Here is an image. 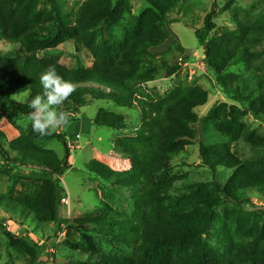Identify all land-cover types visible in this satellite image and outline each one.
Returning <instances> with one entry per match:
<instances>
[{
  "label": "trees",
  "instance_id": "16d2710c",
  "mask_svg": "<svg viewBox=\"0 0 264 264\" xmlns=\"http://www.w3.org/2000/svg\"><path fill=\"white\" fill-rule=\"evenodd\" d=\"M45 1L47 10L39 8V0H0V32L5 41L16 45L13 51H0V97L11 102V96L26 92L25 101L18 108L23 114L30 113L28 103L43 91L41 73L54 67L60 76L72 83L75 90L66 101L74 106L83 104L90 95L127 108L137 105L141 114V124L134 135L115 142V147L130 155L138 165L130 186L136 193L137 217L132 221H120L123 226L118 229L115 249L103 254L96 264H264V254H243L244 245L243 251L218 259L195 260L183 250L185 245L204 248L211 226L218 220L217 209L224 201L242 202L251 188L262 193L264 160L247 166L233 154L227 142L202 145L199 153L213 171V178L211 184L204 185L201 194L190 199L185 207L170 205L169 192L156 183L189 139L194 138L192 124L198 120L195 109L207 102L208 92L198 85L177 86L167 98L145 101L133 95L132 82L145 73L143 65L152 64L149 48L167 39L165 24L169 14L175 8L185 11L186 0H145L147 9L134 29L125 32L120 43L113 46L106 41L96 42L95 33L100 25L107 28L119 25L127 9L124 0H84L74 17L61 10L57 0ZM215 16L214 9L208 12L203 27L194 31L198 42L206 47L204 63L227 95L242 103L246 101L247 109L255 117H261L264 115V82L253 76L241 78L243 88L235 86L232 95L230 68L247 61L253 42L264 39V34L243 27L231 34L217 33L214 31ZM65 41H71L76 51L86 48L92 55V64L86 67L77 59L74 67H67L56 55H40ZM177 69L175 65L167 73ZM213 116L214 107H211L202 121L207 123ZM92 122L98 126L124 128L123 122L103 110ZM42 137L66 143L64 135L56 131ZM3 139L4 132L0 128V174L13 175L22 187L8 195L0 193V205L30 213L39 221L60 222L63 192L60 177L70 168L67 158L60 159L54 151L21 137L10 141L15 152V157L10 158ZM249 143L255 150L264 148V140H250ZM12 161L28 170H13ZM93 167L97 171L102 168L100 173L104 176L108 173L101 165ZM217 167L232 169L227 180H221ZM108 216L73 219L70 223L81 231L92 253L96 245L87 232L92 225H103ZM0 232L12 247L27 254L31 263L37 261L38 246L28 236L15 235L2 223Z\"/></svg>",
  "mask_w": 264,
  "mask_h": 264
},
{
  "label": "rangeland",
  "instance_id": "374dc122",
  "mask_svg": "<svg viewBox=\"0 0 264 264\" xmlns=\"http://www.w3.org/2000/svg\"><path fill=\"white\" fill-rule=\"evenodd\" d=\"M84 0H57L61 10L74 12ZM115 2L117 0H111ZM127 9L119 25L107 28L100 25L95 33L96 42L106 41L110 46L120 43L125 32L134 29L147 9L145 0H124ZM39 8L47 10L45 0H39ZM186 10L175 8L168 17L165 29L167 39L159 46L149 48L152 64L142 67L145 73L133 83L135 97L145 101L167 98L177 86L198 85L208 92L207 102L197 107L198 120L192 124L195 136L184 145L170 163V168L156 183L169 192L170 205L185 207L188 201L201 194L206 184H211L213 171L199 153L200 147L216 142H227L230 150L244 165L253 166L264 160V148L253 149L250 140H264V115L255 117L243 103L227 95L216 82L213 72L204 63V45L198 42L195 29L203 27V19L215 10L217 33L231 34L237 28L255 30L264 34V0H186ZM16 49L5 41L0 32V51ZM41 56L56 55L67 67H74L77 59L89 67L92 55L86 48L76 51L71 41L59 44L53 50L41 52ZM178 69L168 74L170 68ZM234 87L243 88L241 78L253 76L264 82V39L253 42L247 61L230 68ZM151 76V77H148ZM239 83L238 85H236ZM252 86L255 84L251 83ZM26 92L11 96V102L0 97V128L4 132L3 143L10 158L15 157L10 141L21 137L32 144L54 151L60 159L67 158L70 168L60 177L61 221L43 222L30 213H21L8 205H0V223L18 236H28L38 246V258L31 263L24 252L12 247L0 232V264H96L103 254L116 246V235L123 223L136 219V193L130 189L138 165L130 155L115 147L118 139L134 135L141 124L137 105L131 108L117 105L112 100L96 99L87 95L84 103L74 106L64 101L57 111L68 114L66 127L55 131L64 135L66 143L55 138L44 139L35 133L28 114L19 111L18 105L25 101ZM214 107V116L207 123L202 121L207 111ZM107 111L124 128L95 125L92 120L101 111ZM13 162V161H12ZM108 169L104 176L94 165ZM13 170H28L18 162L10 164ZM30 168V167H29ZM37 169L36 167H33ZM222 181L227 180L232 169L217 167ZM13 175L0 174V193L8 195L21 189ZM262 193L249 189L242 202L224 201L217 209L218 220L209 231L204 248L185 245L183 250L195 260L218 259L235 251L253 255L264 254V187ZM108 214L103 225H92L87 233L92 235L96 251L92 253L73 219L96 218ZM112 216L115 218L112 219ZM116 220L118 221L116 223Z\"/></svg>",
  "mask_w": 264,
  "mask_h": 264
},
{
  "label": "clouds",
  "instance_id": "9594fccd",
  "mask_svg": "<svg viewBox=\"0 0 264 264\" xmlns=\"http://www.w3.org/2000/svg\"><path fill=\"white\" fill-rule=\"evenodd\" d=\"M42 94H37L28 103L31 109L27 115L32 130L41 136L52 135L57 128L66 127L69 116L64 111H57L74 92L72 83L60 76L54 67L40 75Z\"/></svg>",
  "mask_w": 264,
  "mask_h": 264
},
{
  "label": "water",
  "instance_id": "95a60500",
  "mask_svg": "<svg viewBox=\"0 0 264 264\" xmlns=\"http://www.w3.org/2000/svg\"><path fill=\"white\" fill-rule=\"evenodd\" d=\"M204 50H205V55H206V47L204 46Z\"/></svg>",
  "mask_w": 264,
  "mask_h": 264
}]
</instances>
